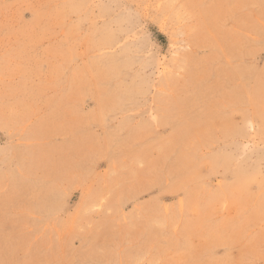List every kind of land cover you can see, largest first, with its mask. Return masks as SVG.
<instances>
[{
	"label": "rangeland",
	"instance_id": "obj_1",
	"mask_svg": "<svg viewBox=\"0 0 264 264\" xmlns=\"http://www.w3.org/2000/svg\"><path fill=\"white\" fill-rule=\"evenodd\" d=\"M0 264H264V0H0Z\"/></svg>",
	"mask_w": 264,
	"mask_h": 264
}]
</instances>
